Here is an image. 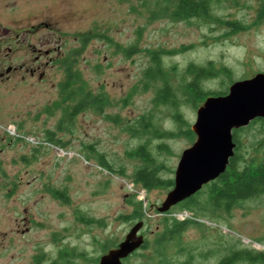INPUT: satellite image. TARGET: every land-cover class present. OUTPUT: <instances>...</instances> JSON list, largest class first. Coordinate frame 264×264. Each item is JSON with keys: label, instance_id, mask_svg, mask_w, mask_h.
<instances>
[{"label": "rangeland", "instance_id": "rangeland-1", "mask_svg": "<svg viewBox=\"0 0 264 264\" xmlns=\"http://www.w3.org/2000/svg\"><path fill=\"white\" fill-rule=\"evenodd\" d=\"M179 1L0 0V33L37 26L43 20L51 27L45 35L54 38V44L46 48L61 46L56 67L47 71L44 87L28 101L30 107H45L40 152L29 144L23 150L29 157L27 165L15 161L18 154L14 151L3 156L0 264H35L37 259L40 264L55 260L59 264H98L140 221L144 222L140 235L146 247L128 257L129 264H163L166 260L182 264L189 258L193 264H218L228 250L264 252V195L229 212L210 211L201 217L180 204L161 213L158 208L173 187L147 191L135 183L136 172L145 164L128 156L129 152L147 145L160 176L174 180L182 153L194 143L180 134L185 126L175 123V110L154 103L163 83L146 81L145 74L153 67L152 52L161 53L179 112L190 129L199 108L184 93V85L192 80L186 75L190 65L213 63L218 71L228 70L203 82L209 92L229 91L236 81L264 74V18H260L264 0H215L212 19L190 20L172 16ZM215 18L238 22L242 28ZM87 33L102 37L88 44L74 69L80 85L105 95L110 105L103 113L90 108L69 121L68 105L62 103L60 93L65 80L62 62L71 52L81 50L80 39ZM132 46L138 50L127 55ZM146 115L162 131L178 132V136H155L152 128L139 124ZM238 138L240 157L247 161L264 158L260 122L251 123ZM101 157L109 169L100 166ZM134 196L143 202L141 214L129 204ZM174 218L196 223L180 237L158 246L166 220Z\"/></svg>", "mask_w": 264, "mask_h": 264}, {"label": "trees", "instance_id": "trees-1", "mask_svg": "<svg viewBox=\"0 0 264 264\" xmlns=\"http://www.w3.org/2000/svg\"><path fill=\"white\" fill-rule=\"evenodd\" d=\"M215 0H180L173 10V17L181 20H190L191 18L208 17L211 18L212 6ZM168 9L165 10L167 13ZM260 18H264V7L261 10ZM216 21L233 26L236 29H241L242 25L238 22H224L218 18ZM229 26V27H230ZM102 37L101 35L87 33L80 39L82 48L77 52H71L66 60L62 62L65 70V80L60 86V93L62 94V103L68 105L69 121L79 115L81 112L87 111L92 108L95 112L103 113L106 107L110 105L109 99L102 94H93L87 91L79 83L78 74L75 71L77 58L82 54V51L94 39ZM137 46H132L126 50L127 55H132L137 51ZM151 58L153 67L146 72V81L162 82L163 85L158 89L154 103L156 106H169L175 110L174 120L179 126H185L180 129V134H183L191 142H195L196 136L190 129V125L186 123L182 114L179 112V101L176 92L168 78V73L164 70L161 53L152 52ZM228 73V70L222 69L218 71L215 69L213 63L208 64L206 67L190 65L186 70V75L192 78L191 82L184 85V93L188 97L187 101H193L194 108L200 107L205 100L210 96L226 95L225 92H209L202 86L206 79H209L217 73ZM147 87H145L146 89ZM261 123L264 129V119H256L252 124ZM140 125L150 127L155 136L160 138L174 139L178 135L174 132L162 131L159 125L153 120L151 115H146L139 121ZM246 128L234 130V142L236 149L234 156L230 159L227 170L220 175L216 180L206 184L201 191L196 195L190 197L184 202L180 203L182 208L187 211L195 212L201 217L208 215L210 211L224 210L229 212L233 208L240 206L248 200L257 199L264 195V158L261 160L246 159L238 155L240 149L239 133ZM135 131V130H134ZM179 134V135H180ZM53 141V139H51ZM128 156L134 159H141L144 162V168L138 170L135 174V183L141 184L145 190L150 191L156 188H171L174 187V180L163 179L158 173L159 168L156 166V160L153 159L147 145L140 146L137 150L128 153ZM102 168L109 169L110 166L104 162L103 157L99 160ZM60 197L64 198V193H60ZM129 204L134 206L137 213H142L143 202L136 200L135 196L129 200ZM86 220L85 218H83ZM92 222L91 220H88ZM196 222L193 220L179 221L177 219L166 220L163 232L160 234L156 241L158 246H162L167 242L174 240L181 236L189 226L194 225ZM143 247H146V242ZM62 255V254H61ZM128 259L124 260L123 264ZM35 264H40L37 259ZM51 264H59L55 260ZM163 264H172L166 260ZM182 264H193L191 258ZM218 264H264V252L255 249H233L228 250V253L223 256Z\"/></svg>", "mask_w": 264, "mask_h": 264}, {"label": "water", "instance_id": "water-1", "mask_svg": "<svg viewBox=\"0 0 264 264\" xmlns=\"http://www.w3.org/2000/svg\"><path fill=\"white\" fill-rule=\"evenodd\" d=\"M256 119H264L263 73L234 82L226 95L208 97L197 109L191 127L196 140L182 153L174 187L158 210L168 212L223 174L237 146L233 131L248 127ZM143 225V221L135 224L125 240L102 255L98 264H123L144 245L140 235Z\"/></svg>", "mask_w": 264, "mask_h": 264}, {"label": "flooded vegetation", "instance_id": "flooded-vegetation-1", "mask_svg": "<svg viewBox=\"0 0 264 264\" xmlns=\"http://www.w3.org/2000/svg\"><path fill=\"white\" fill-rule=\"evenodd\" d=\"M50 28L40 20L37 26L0 33V168L5 166L4 154L14 151L15 161L27 165L29 157L23 150L32 144L39 153L44 144L40 139L45 134V107H30L28 101L42 90L47 71L56 67L61 56L60 45L46 48L54 44L53 35L44 33Z\"/></svg>", "mask_w": 264, "mask_h": 264}, {"label": "bare ground", "instance_id": "bare-ground-1", "mask_svg": "<svg viewBox=\"0 0 264 264\" xmlns=\"http://www.w3.org/2000/svg\"><path fill=\"white\" fill-rule=\"evenodd\" d=\"M220 177V176H219Z\"/></svg>", "mask_w": 264, "mask_h": 264}]
</instances>
